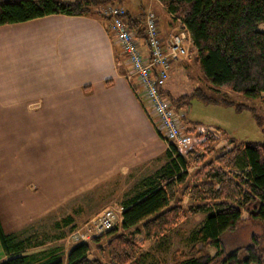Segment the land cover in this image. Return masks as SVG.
<instances>
[{
	"label": "crops",
	"instance_id": "obj_1",
	"mask_svg": "<svg viewBox=\"0 0 264 264\" xmlns=\"http://www.w3.org/2000/svg\"><path fill=\"white\" fill-rule=\"evenodd\" d=\"M148 8L157 12L163 41L176 25L158 0L126 1V13L142 28L135 34L144 52L141 17ZM181 62L171 63L161 86L168 98L173 68ZM130 73L101 16L51 14L0 26V227L5 234L33 232L60 204L107 179L129 175L137 166L153 173L165 164L168 143L147 116ZM186 160L191 175L197 165L190 156ZM188 201L184 195L181 204ZM49 243L43 250L58 249L65 259L71 244L46 248ZM5 257L0 244V261Z\"/></svg>",
	"mask_w": 264,
	"mask_h": 264
},
{
	"label": "trees",
	"instance_id": "obj_2",
	"mask_svg": "<svg viewBox=\"0 0 264 264\" xmlns=\"http://www.w3.org/2000/svg\"><path fill=\"white\" fill-rule=\"evenodd\" d=\"M158 1L185 25L197 50L194 62L211 90L224 89L264 103V0ZM119 2L122 0H0V26L51 14L101 16L99 8ZM125 18L130 29L142 33L135 19L127 13ZM158 89L162 93L161 86ZM193 95L207 100L198 88ZM190 96L171 101L180 106ZM212 141L208 136L199 144L202 152L193 149L188 153L197 165L191 175L186 157L168 145L165 164L142 177L122 201L119 225L91 238L93 252L90 242H73L65 259L58 249L26 253L48 238L40 239L35 233L25 237L20 236L22 232L5 234L0 227V244L6 255L0 264H142L144 254L135 234L157 241L187 214H203L194 237L203 246L213 247L215 253L202 261L184 258L179 264H264V143L230 140L232 146L216 152L209 146ZM184 195L189 198L186 206L181 204ZM243 221L260 224L262 236L252 235L247 244L226 251L221 236L235 231ZM54 228L72 232L73 216L54 222Z\"/></svg>",
	"mask_w": 264,
	"mask_h": 264
},
{
	"label": "rangeland",
	"instance_id": "obj_3",
	"mask_svg": "<svg viewBox=\"0 0 264 264\" xmlns=\"http://www.w3.org/2000/svg\"><path fill=\"white\" fill-rule=\"evenodd\" d=\"M126 1L128 0H122V2L114 4L124 7ZM131 1L135 3L136 1L138 3L146 2V0ZM151 10L157 16L155 9L151 8ZM160 10L163 12L162 9H159L158 15L161 13ZM144 15L145 12L142 13L141 18H144ZM160 17L162 16L160 15ZM167 18L169 19V17L164 19L167 21ZM175 23L177 26L178 22ZM169 82L174 86V90H169V100L173 110L177 113L180 126L185 130L194 131L196 126H201L205 129L213 128L220 131L221 143L218 144L216 141H212L209 145L216 149V152L224 150L229 145L232 146L233 143L230 140L235 143H264V103L260 99L228 93L224 89L219 91L211 90L194 62V58L178 63L173 68ZM197 88L207 98L206 101L194 95L190 96ZM180 95H189L190 98L185 104L177 106L171 99H176ZM193 149H196L199 153L203 151L197 143L193 146ZM192 158L193 156L190 157V160ZM150 173L152 172L148 166H137L134 170H131L130 176L117 175L107 179L88 191L73 196L67 202L60 204L53 213L39 220L33 232L30 230L21 237L28 236L30 233H37L40 239L48 238L45 243H50L46 248L60 244L65 246L67 245L66 242L72 244V240H63L71 231L68 228L63 230L54 228V222L60 221L67 215H72L75 230L83 232L84 227L89 224V221L97 213L106 207L120 206L122 201L135 190L134 185L142 177ZM188 203L189 201L182 206H186ZM243 216H245L244 213ZM203 217V214H187L183 221L157 241L143 240L141 234L136 235L135 239L140 243L144 254L142 264H179L184 258L196 257L199 261H202L206 256L213 255L215 253L213 247L203 246L194 237V233L200 226ZM262 231L260 224L243 221L239 223L235 231L223 234L221 243L226 251H230L250 242L252 235L261 237ZM60 233H63V236L59 238ZM89 242L91 244V241ZM262 245H264L263 238ZM91 246V251L93 252L94 246L92 244ZM43 248L41 245L35 250H28L29 252L26 253L42 252ZM197 249L200 250V253H195Z\"/></svg>",
	"mask_w": 264,
	"mask_h": 264
},
{
	"label": "built area",
	"instance_id": "obj_4",
	"mask_svg": "<svg viewBox=\"0 0 264 264\" xmlns=\"http://www.w3.org/2000/svg\"><path fill=\"white\" fill-rule=\"evenodd\" d=\"M101 17L107 22L108 28L119 43L130 64L131 73L140 86L139 98L143 108L151 120L155 130L163 135L175 150L186 158L193 146L203 142L198 133L208 131L213 141L218 144L222 140L220 131L213 128L196 126L195 130H185L179 124L177 113L173 110L169 98L160 92L169 78L170 63L192 58L191 39L183 28H178L167 36L166 44L160 37L158 19L148 8L144 15V43L146 52L135 32L129 28L122 5L106 4L99 9ZM130 78V77H129ZM215 143V142H214ZM123 207L112 206L103 208L84 227V231L73 230L66 239L73 242H88L94 236L103 234L121 222Z\"/></svg>",
	"mask_w": 264,
	"mask_h": 264
},
{
	"label": "bare ground",
	"instance_id": "obj_5",
	"mask_svg": "<svg viewBox=\"0 0 264 264\" xmlns=\"http://www.w3.org/2000/svg\"><path fill=\"white\" fill-rule=\"evenodd\" d=\"M150 2L152 1V0H149ZM153 1H156V0H153ZM172 20H174L175 22H178V24H177V26L175 25L174 27H175V30L176 29H178L179 27L180 28H183L184 30H185V32H186V34L188 35V37H190V35H189V33H188V31H187V29H186V27H185V25L183 24V22L180 20V19H178V18H174L173 16H172ZM143 24H144V18H143ZM190 39H191V37H190ZM166 42H167V38H166V40L165 41H163V43H165L166 44ZM191 49L193 50V56H192V58H194L195 56H196V54H197V50H196V47L194 46V44H193V41H192V39H191ZM172 62H180L179 60L178 61H172ZM171 62V63H172ZM171 63H170V65H171ZM208 136H210V133L208 132V131H206L205 133H202V132H199L198 133V137L199 138H203V141L208 137ZM230 146V145H229ZM229 146L227 147V148H229ZM95 237V236H94ZM91 240V239H90ZM89 240V241H90ZM88 241V242H89Z\"/></svg>",
	"mask_w": 264,
	"mask_h": 264
}]
</instances>
